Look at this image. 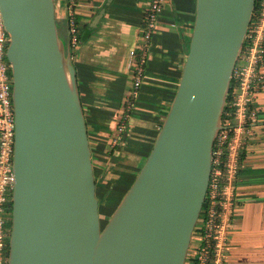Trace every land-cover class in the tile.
Returning a JSON list of instances; mask_svg holds the SVG:
<instances>
[{
  "label": "water",
  "instance_id": "water-1",
  "mask_svg": "<svg viewBox=\"0 0 264 264\" xmlns=\"http://www.w3.org/2000/svg\"><path fill=\"white\" fill-rule=\"evenodd\" d=\"M255 0H197L170 112L103 228L88 128L56 0H0L16 120L9 264H186Z\"/></svg>",
  "mask_w": 264,
  "mask_h": 264
},
{
  "label": "crops",
  "instance_id": "crops-1",
  "mask_svg": "<svg viewBox=\"0 0 264 264\" xmlns=\"http://www.w3.org/2000/svg\"><path fill=\"white\" fill-rule=\"evenodd\" d=\"M76 3L78 46L69 52L88 128L96 195L99 204L100 197L110 200L115 195L119 206L146 163L177 94L195 26L197 0L166 1L136 98L130 97L134 81L129 51L144 45L140 35L149 0ZM67 4L68 0H56L59 32L69 47ZM129 101L133 106L126 115L124 106ZM254 107L258 111L256 134L236 182V213L226 264H264V89ZM123 124L124 132L119 134ZM115 139L120 140L113 145ZM99 209L102 211V206Z\"/></svg>",
  "mask_w": 264,
  "mask_h": 264
},
{
  "label": "built area",
  "instance_id": "built-area-1",
  "mask_svg": "<svg viewBox=\"0 0 264 264\" xmlns=\"http://www.w3.org/2000/svg\"><path fill=\"white\" fill-rule=\"evenodd\" d=\"M76 1L68 0L66 7L71 49L78 46L74 19ZM166 1L149 0L140 35L144 45L129 51L134 81V90L130 94L132 98L138 96L145 78L152 36ZM255 1L256 8L243 51L234 69L230 88L232 93L226 102L221 122L222 129L214 143L209 186L193 233L186 264H226L236 213L235 184L241 169L240 156L243 150L253 145L256 134L254 128L258 121V111L254 105L258 94L264 89V0ZM9 43L10 36L5 29L0 10V264H9L11 204L15 185L16 120L12 71L7 60ZM132 106V102H127L124 114ZM123 118L127 119L125 115ZM124 127L123 124L118 128L119 134L124 132ZM119 140L115 139L113 145L118 144Z\"/></svg>",
  "mask_w": 264,
  "mask_h": 264
},
{
  "label": "rangeland",
  "instance_id": "rangeland-1",
  "mask_svg": "<svg viewBox=\"0 0 264 264\" xmlns=\"http://www.w3.org/2000/svg\"><path fill=\"white\" fill-rule=\"evenodd\" d=\"M58 28L59 30L61 29V24L58 23ZM224 122V120H223ZM102 200H101V204L100 206H102V211H101V218H102V225H103V228L106 226V224L108 223V221L110 220V218L112 217V215L114 214V212L116 211L117 209V205H118V201H119V198H116L115 195H113L110 200L109 198H102L100 197ZM103 202V203H102ZM193 246V245H192Z\"/></svg>",
  "mask_w": 264,
  "mask_h": 264
},
{
  "label": "trees",
  "instance_id": "trees-1",
  "mask_svg": "<svg viewBox=\"0 0 264 264\" xmlns=\"http://www.w3.org/2000/svg\"><path fill=\"white\" fill-rule=\"evenodd\" d=\"M82 39V38H81ZM80 40V39H79ZM231 93H232V91L229 93V95H228V99H227V102H228V100L230 99V95H231ZM245 152H246V150H243L242 152H241V156H240V163H242V160H243V158H244V156H245ZM240 174H241V169H240V173H239V177H240ZM239 179V178H238ZM238 181V180H237ZM236 185V184H235ZM12 205V204H11Z\"/></svg>",
  "mask_w": 264,
  "mask_h": 264
},
{
  "label": "flooded vegetation",
  "instance_id": "flooded-vegetation-1",
  "mask_svg": "<svg viewBox=\"0 0 264 264\" xmlns=\"http://www.w3.org/2000/svg\"><path fill=\"white\" fill-rule=\"evenodd\" d=\"M101 224H103V223H102V220H101ZM102 227H103V225H102Z\"/></svg>",
  "mask_w": 264,
  "mask_h": 264
}]
</instances>
